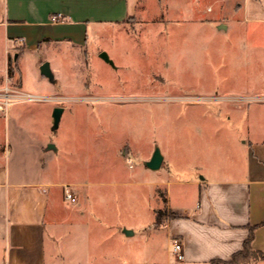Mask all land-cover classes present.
I'll return each mask as SVG.
<instances>
[{
	"label": "rangeland",
	"instance_id": "obj_1",
	"mask_svg": "<svg viewBox=\"0 0 264 264\" xmlns=\"http://www.w3.org/2000/svg\"><path fill=\"white\" fill-rule=\"evenodd\" d=\"M209 1L201 0L192 15L188 0H171L167 8L164 0L141 2L124 33L115 26L81 49L23 50L17 75L11 78L16 67L7 75L13 97L0 127L15 132L7 163H17L26 142L33 179L85 184L75 187L74 201L55 188L52 219L72 224L70 240L88 231L91 264H152L163 240L162 231H146L155 209L195 204L199 190L188 180L231 163L240 139L264 137V23L228 14V28L218 29L225 4ZM208 3L220 12L216 19L214 11H202ZM43 61L52 80L40 72ZM7 76L0 75L1 88ZM55 106L63 110L53 129ZM48 144L58 149L44 155ZM155 147L163 162L150 169L145 161ZM65 204L85 205L81 221L89 227L73 228L81 218L64 211ZM125 227L134 234L126 236ZM5 248L1 236L0 264Z\"/></svg>",
	"mask_w": 264,
	"mask_h": 264
},
{
	"label": "crops",
	"instance_id": "obj_2",
	"mask_svg": "<svg viewBox=\"0 0 264 264\" xmlns=\"http://www.w3.org/2000/svg\"><path fill=\"white\" fill-rule=\"evenodd\" d=\"M151 1L0 0V75H8V64L17 68L11 78L17 75V62L23 50H40L55 44L81 49L91 42L90 39L99 38L115 26H121L124 33V25L137 17L138 5ZM164 1L167 8L171 0ZM188 1L192 3L188 12L191 15L198 13L201 0ZM214 2L225 4L223 8H226L224 20H217L218 29L228 28V14L234 15L232 18L241 23H264V0L209 1ZM209 3L202 11H214L216 19L220 12L212 9ZM56 14L60 15L59 19L53 18ZM48 58L47 54L43 56V59ZM8 80L10 77L7 76L5 81ZM11 137H15L14 130L10 133L8 126L6 133L5 128L0 127V237H4L6 243L4 264H48L47 248L53 264H73V261L91 264L88 231L70 240L72 224L67 226V220L62 218L52 219V214L58 213L55 188L69 185L77 194L75 187L80 190L85 184L33 179L26 172L29 163L26 142L17 163L10 168L7 161L13 150ZM57 149H44V155ZM231 160L215 175L188 180L199 190L195 204L180 208L168 203L166 209L177 216H167L158 223L149 224L148 233L156 230L163 233L152 264H211L214 260H229L243 247L251 228L252 246L264 251V137L240 139ZM61 206L67 213L81 218L78 223L74 220L73 228L89 227L90 222L81 221L86 217L85 205ZM48 217L52 219L50 232L47 231ZM106 228L114 232L111 225ZM123 230H128L126 236L134 234V228L125 227ZM173 239L181 243L182 260H177L171 250ZM83 252L86 255H80ZM82 257L86 260L79 261ZM254 264H264V260H257Z\"/></svg>",
	"mask_w": 264,
	"mask_h": 264
},
{
	"label": "trees",
	"instance_id": "obj_3",
	"mask_svg": "<svg viewBox=\"0 0 264 264\" xmlns=\"http://www.w3.org/2000/svg\"><path fill=\"white\" fill-rule=\"evenodd\" d=\"M8 74H11L12 67L8 64ZM175 217L177 213L166 209H155L154 223L160 222L164 217ZM253 238V228L250 229L248 236L244 240L243 247L235 251L229 260H214L211 264L220 262L221 264H254L257 260H264V251L255 249L251 242Z\"/></svg>",
	"mask_w": 264,
	"mask_h": 264
},
{
	"label": "water",
	"instance_id": "obj_4",
	"mask_svg": "<svg viewBox=\"0 0 264 264\" xmlns=\"http://www.w3.org/2000/svg\"><path fill=\"white\" fill-rule=\"evenodd\" d=\"M224 27V25H222ZM99 56L105 60L106 62H109L112 64V60L108 57L107 53L105 51H101L99 53ZM40 72L44 76L48 77L50 80L53 79V74L50 69V65L48 61H43L40 64ZM63 108L61 106H55L52 110V128L55 129L58 126V122L61 116ZM47 148H55L53 144H48ZM163 156L159 150L158 147H155L151 156L145 161V165L150 169H158L161 165ZM126 233H128V230H125Z\"/></svg>",
	"mask_w": 264,
	"mask_h": 264
},
{
	"label": "built area",
	"instance_id": "obj_5",
	"mask_svg": "<svg viewBox=\"0 0 264 264\" xmlns=\"http://www.w3.org/2000/svg\"><path fill=\"white\" fill-rule=\"evenodd\" d=\"M54 19H59L60 15L56 14L53 16ZM18 40H21L20 38H18ZM12 92H13V88L10 87V85L8 84V81H6V84L3 88L0 89V113L4 114L6 113L7 110V105L10 102V100L12 99ZM63 194H64V198L69 200V201H74L75 200V196L73 195V192L71 190V188L68 185H65L63 188ZM171 250L175 255V258L177 260H182L183 259V252H182V248H181V243L178 239H173L171 242Z\"/></svg>",
	"mask_w": 264,
	"mask_h": 264
}]
</instances>
